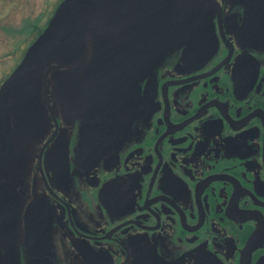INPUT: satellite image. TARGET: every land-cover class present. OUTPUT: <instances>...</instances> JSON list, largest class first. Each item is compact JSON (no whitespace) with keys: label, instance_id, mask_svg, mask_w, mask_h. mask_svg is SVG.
I'll list each match as a JSON object with an SVG mask.
<instances>
[{"label":"flooded vegetation","instance_id":"obj_1","mask_svg":"<svg viewBox=\"0 0 264 264\" xmlns=\"http://www.w3.org/2000/svg\"><path fill=\"white\" fill-rule=\"evenodd\" d=\"M61 1L0 14V94ZM199 3L114 113L73 112L59 58L0 96V264H264V0Z\"/></svg>","mask_w":264,"mask_h":264},{"label":"water","instance_id":"obj_2","mask_svg":"<svg viewBox=\"0 0 264 264\" xmlns=\"http://www.w3.org/2000/svg\"><path fill=\"white\" fill-rule=\"evenodd\" d=\"M208 19L199 0H64L1 99L6 105L26 78L46 77L50 70H39L59 58L69 67L73 112L91 118L114 113L170 48L201 34Z\"/></svg>","mask_w":264,"mask_h":264},{"label":"rangeland","instance_id":"obj_3","mask_svg":"<svg viewBox=\"0 0 264 264\" xmlns=\"http://www.w3.org/2000/svg\"><path fill=\"white\" fill-rule=\"evenodd\" d=\"M59 1L60 0H5L4 11H2V9L0 10V14L3 18V26L10 29L24 28L29 26L31 20L37 19V22L40 24L39 28H41L44 26V23ZM26 32L27 31L24 29L20 36L22 40L28 37ZM37 34L38 31L30 35L24 47H26ZM14 61L15 57L6 56L4 64L5 71L8 72L10 69L12 70L14 68Z\"/></svg>","mask_w":264,"mask_h":264}]
</instances>
